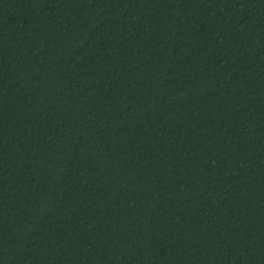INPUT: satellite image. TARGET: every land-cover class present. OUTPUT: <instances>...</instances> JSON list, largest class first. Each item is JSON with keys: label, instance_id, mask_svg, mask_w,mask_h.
Returning a JSON list of instances; mask_svg holds the SVG:
<instances>
[{"label": "trees", "instance_id": "trees-1", "mask_svg": "<svg viewBox=\"0 0 264 264\" xmlns=\"http://www.w3.org/2000/svg\"><path fill=\"white\" fill-rule=\"evenodd\" d=\"M0 264H264V0H0Z\"/></svg>", "mask_w": 264, "mask_h": 264}]
</instances>
